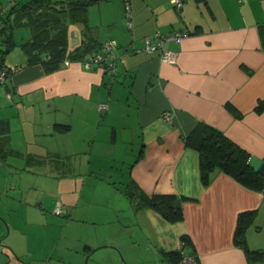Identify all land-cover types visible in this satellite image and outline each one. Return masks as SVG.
Returning <instances> with one entry per match:
<instances>
[{
	"label": "crops",
	"instance_id": "1",
	"mask_svg": "<svg viewBox=\"0 0 264 264\" xmlns=\"http://www.w3.org/2000/svg\"><path fill=\"white\" fill-rule=\"evenodd\" d=\"M29 1L0 8L6 15ZM50 1L85 3L68 43L91 51L52 67L47 53L23 46L32 34L23 26L0 52V65L18 68L0 84V264H172L164 255L172 251L248 264L233 242L242 212L252 213L246 245L264 252V187L219 170L204 186L182 138L205 123L264 161V0ZM157 31L181 33L162 41L173 62L144 49ZM106 39L117 43L114 77L88 63ZM133 155L111 180L109 164L120 162L112 157ZM140 194L188 198L183 218L166 220Z\"/></svg>",
	"mask_w": 264,
	"mask_h": 264
},
{
	"label": "trees",
	"instance_id": "2",
	"mask_svg": "<svg viewBox=\"0 0 264 264\" xmlns=\"http://www.w3.org/2000/svg\"><path fill=\"white\" fill-rule=\"evenodd\" d=\"M0 11L2 22L0 44L5 45V48H0V52L5 53L13 47V30L23 26H30L32 31L30 38L23 43V46H29L28 51L47 53L45 62L52 64V67H56L65 56L80 59L91 51L86 43L75 45L73 48H70L68 43L69 25L75 20L84 18L85 3L55 4L50 0H31L12 6L6 15L1 8ZM260 32L261 43L264 46V26L260 28ZM36 60L28 59L31 62ZM182 138L184 144L198 154L199 177L204 186L209 183L211 173L219 170L247 188L261 190L264 187V175L250 164L253 157L228 139L220 130L205 123H198L188 135ZM139 197L143 206L156 210L170 222L183 218L181 204L183 200H188L186 197L170 194L150 196L140 194ZM251 216V212H242L238 215L233 242L243 249L248 264H256L264 261V252L250 249L246 245L244 230ZM164 255L172 264H177L180 258V253L176 251L166 252Z\"/></svg>",
	"mask_w": 264,
	"mask_h": 264
},
{
	"label": "built area",
	"instance_id": "3",
	"mask_svg": "<svg viewBox=\"0 0 264 264\" xmlns=\"http://www.w3.org/2000/svg\"><path fill=\"white\" fill-rule=\"evenodd\" d=\"M175 5L179 6L182 3V0H174ZM1 14V11H0ZM125 16L127 25L130 27L131 22V10L128 4L125 5ZM1 18H0V31H1ZM181 36V33L179 32H173L168 34H162L160 32H155L153 36L146 37L144 39V49L149 52H155L160 51V57L163 61L166 62H173L174 61V53L170 50H164L162 49V41L163 40H169V39H177ZM117 47V43L115 39H106L103 40L100 44V47L98 50H95L90 58L88 59V63H96L101 69L106 71L105 73L109 77H114L117 70V60H116V53L115 48ZM135 50V49H134ZM65 64H68V61L64 62ZM18 68L14 69H8L7 67L0 65V84H3L7 76L9 75L10 71H14ZM98 108L100 110L107 109L106 103H99ZM166 118H169L168 114H165ZM53 212L55 214H60L62 212V207L59 202H57L54 206ZM179 264H201L197 257L193 254H183L180 257Z\"/></svg>",
	"mask_w": 264,
	"mask_h": 264
},
{
	"label": "rangeland",
	"instance_id": "4",
	"mask_svg": "<svg viewBox=\"0 0 264 264\" xmlns=\"http://www.w3.org/2000/svg\"><path fill=\"white\" fill-rule=\"evenodd\" d=\"M115 158L117 160H120V162H123L122 164L118 161H111V164L109 168H111L110 173H109V178H111V180H115L118 176H121L122 173H125L127 171V167L128 165L133 162L135 155H133L132 157H112ZM85 161L87 159V157L84 158ZM94 164V161H93ZM86 174V173H85ZM85 179H88V176L86 175H82ZM87 183V180L85 182V185Z\"/></svg>",
	"mask_w": 264,
	"mask_h": 264
},
{
	"label": "water",
	"instance_id": "5",
	"mask_svg": "<svg viewBox=\"0 0 264 264\" xmlns=\"http://www.w3.org/2000/svg\"><path fill=\"white\" fill-rule=\"evenodd\" d=\"M250 164L252 167L256 168L260 174L264 175V161L258 157H253Z\"/></svg>",
	"mask_w": 264,
	"mask_h": 264
}]
</instances>
